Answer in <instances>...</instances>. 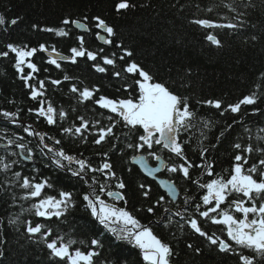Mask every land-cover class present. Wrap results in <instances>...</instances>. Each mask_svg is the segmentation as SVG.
I'll list each match as a JSON object with an SVG mask.
<instances>
[{
	"label": "snow or ice",
	"instance_id": "1",
	"mask_svg": "<svg viewBox=\"0 0 264 264\" xmlns=\"http://www.w3.org/2000/svg\"><path fill=\"white\" fill-rule=\"evenodd\" d=\"M223 6L233 13L231 19L226 16L220 17L221 20H227L226 23L199 17L190 21L191 24L206 30L203 39L216 48L223 46L222 40L214 31L209 30L226 29L236 34L249 27L247 12L239 10L235 0L231 3H223ZM135 7L132 0H113L111 10L116 15H125ZM244 7L250 8L254 5L249 0ZM207 11L212 12L213 8H208ZM18 20V17L8 19L0 15V29L7 32L10 26L18 23ZM60 25L40 28L33 24L32 27L38 31L53 33L56 37H69L71 29L92 33L94 28L96 40L104 45L114 46L122 52V55L117 56L116 52L106 54L103 47L98 51H92L86 47L85 36L80 34L76 36L78 45L68 49L69 55L63 54L55 45L41 43L38 47H31L27 44L7 43L3 50H0V58H14L12 66L17 77L29 90V99L37 105L29 108L28 112L37 118H42L49 127L57 125L58 121H65L69 114L63 109L58 110L46 98L47 83L59 86L62 81L48 77L37 79L36 74L41 71L33 62L37 53H45L47 59L44 63L58 70H63V64L75 65L82 58L92 62L91 67L97 73H106L109 71L108 66L115 69L117 61L122 62L121 70L112 71V75L125 81L132 80L131 84L125 82L122 86L123 91L128 93L126 98L103 95L98 87L94 85L89 87L84 85L83 81L79 84L72 83L69 87V92L77 97L78 103L89 102L95 106V109L104 110L101 116L108 123L104 124L100 119L89 120L77 114L75 119L79 121L78 124L74 123L68 127L60 124L62 136L84 143L91 139L96 146L103 147L104 144H109L110 148L108 151L96 153L100 157V162L96 165L82 153L79 155L68 153L63 147L62 139L48 136L47 133L38 131L30 124L25 125L20 119L19 112L0 110V118H2L0 122L21 128L26 137L33 138L26 139L20 132L7 135L8 129L0 128L2 133L0 141H4L0 144V151L4 153L0 155V174L5 175V181L0 182V194L9 196L13 205L18 200L30 202V207L23 208L21 205V208L35 218H43L45 221H51L53 218L66 219L69 209L77 206L76 194L63 189L58 195L45 194L54 185L48 178L40 175L38 168L33 167L27 174L17 170L22 169L26 162L35 164L39 157L45 161V167L51 165L83 182L87 189L81 194L85 210L106 233L111 234L114 238L113 242H126L138 248L145 264H171L173 249L170 244L154 234L151 224H141L127 209L128 201L125 193L127 184L117 175L115 166L111 162V155L118 153L121 157H127L126 163L131 166L128 168L129 172L133 167H138L145 177L156 180L158 173L167 171L200 190L197 199L196 196L188 195V190L185 189L182 205L178 204L175 212L164 208V215L156 221L157 224L163 223L167 228L172 224L173 217H179L182 221L179 224L181 231L187 228L220 253L238 257V264H264V146L233 143L232 148L235 153L230 169H225L228 173L227 177L216 173L215 162L209 161L207 157L210 149L216 147V144L209 141L208 135L215 127V121L198 118L197 113L191 108L189 97L173 91L166 83L158 81L135 61L133 51L115 42V29L102 16L89 17L87 14L80 18L67 16L61 19ZM251 26L255 27V25ZM250 39L256 41L258 37L253 34ZM48 70L43 69L45 72ZM73 79L68 74L63 76V81ZM260 81L264 86V72L260 73ZM261 99L262 96L254 91L226 106L219 99H208L198 103L218 110L222 117L228 113L233 116L240 114L245 106L251 107L250 115L257 113L264 115L257 106L258 100ZM238 123L242 122L233 119L232 123L227 124L219 135L215 136V140L219 142L233 125ZM118 128L122 129L119 134ZM192 130L199 132V136L195 139L199 144V156L202 162L197 164H194L187 155V148L193 137L184 138V134ZM244 131L250 132V129L245 127ZM260 131L264 133V128ZM256 139L264 142V135ZM205 141H208L207 147L204 146ZM254 152L261 157L256 162L251 161ZM150 160L155 162V166L150 164ZM194 168L200 169L208 177L207 182L199 178L193 179L191 170ZM158 183L165 189V194L160 195L147 207L149 214H155L156 207L165 202L176 204L180 195L174 180H159ZM16 189L20 190L19 194ZM138 189L145 199H151L150 184L140 183ZM121 202L123 206H119ZM5 203H9V200ZM193 207L194 211H189ZM7 222L9 225L21 223L20 214L9 217ZM204 222L223 226L225 235H217L214 231L210 233L203 226ZM23 223L28 238L44 244L52 264H97L96 258L101 255L97 249L103 247L102 240L98 238H92L90 241L77 240L67 233L52 238L53 230L47 224L36 220H25ZM78 244L87 247L88 250L83 251L81 247H74ZM187 247L191 249L193 245L188 244ZM244 250L250 254H245ZM200 251V248H195L197 254Z\"/></svg>",
	"mask_w": 264,
	"mask_h": 264
},
{
	"label": "trees",
	"instance_id": "2",
	"mask_svg": "<svg viewBox=\"0 0 264 264\" xmlns=\"http://www.w3.org/2000/svg\"><path fill=\"white\" fill-rule=\"evenodd\" d=\"M233 0H223V3H231ZM249 0H235L239 10L247 12L249 27L239 33L233 34L226 29L209 30L214 31L222 40L223 46L216 48L210 46L204 39V29L193 25L190 21L194 18H211L217 22L226 23L227 20H221V16L229 19L233 13L229 12L222 3V0H132L136 5L134 9L125 15H116L111 10L113 0H0V15L6 18H19L18 23L10 26L7 32L0 29V50H3L7 43L27 44L31 47H38L39 44L55 45L56 48L65 55H69L68 49L78 45L76 36L80 33L76 29H71L69 37H56L53 33H47L33 29L32 25L44 27H58L62 18L71 16L80 18L87 14L89 17L100 15L114 27L116 43L123 44L134 53L133 59L149 71L158 81L166 83L173 91L179 92L190 99L191 108L198 115V118L215 121V127L208 134L209 141L216 144L214 149H210L207 154L209 161L215 162L216 173H221L227 177L225 169H230L235 150L232 144L242 142L245 145L252 144L262 147L264 142L256 137L264 135L260 131L264 128V115L257 113L250 115L252 109L245 106L240 114L233 116L228 113L220 116L219 111L198 103L208 99H219L226 106L228 103H235L243 95L256 92L262 96L258 100L257 106L264 112V86L261 85L260 73L264 72V0H250L254 7L245 8L244 5ZM208 8H213L208 12ZM251 25H255L252 27ZM92 25H90L91 27ZM96 29L92 33L83 34L86 40V47L92 51H98L103 47L106 54L116 52L117 56L122 52L114 46L103 45L95 39ZM256 35L258 39L252 41L251 35ZM45 57L41 53L33 58V62L40 67L41 71L36 74L37 79H60L62 84L59 86L47 83V96L53 105L59 110L63 109L69 115L65 121H58L55 126L49 127L42 118H37L34 114L28 112L29 108L36 107V102L29 99V90L24 87L23 81L18 79L12 66L13 59L0 58V110L10 112H19L20 119L27 124H32L41 129L55 139L63 140V147L71 154H83L96 165L100 162L98 152L108 151L109 144L103 147L96 146L91 142L87 143L79 140L62 136L60 124L68 127L74 123H79L75 119L79 114L86 119H100L104 124L108 121L101 116L104 112L101 109H95V106L89 102L78 103L77 97L69 92L72 83L79 84L83 81L84 85L89 87L96 86L101 90V94L112 98H126L128 93L123 91L122 86L125 82L131 84L132 80L118 79L112 75V71L121 70L123 64L119 60L115 69L109 67L106 73H97L91 67L92 62L82 58L75 65L63 64V70H58L54 66L44 63ZM102 63V61H101ZM49 69L47 72L43 69ZM65 74L74 79L63 81ZM36 83V81H32ZM75 110V111H74ZM106 115V113H105ZM233 119L241 121L233 125V128L217 142L215 136L219 135L227 124L232 123ZM2 121V118H0ZM8 129L7 135L13 132H20L22 129L13 125H6L0 122V128ZM250 129L245 132L244 128ZM117 129V132L121 131ZM2 134V133H0ZM190 140L187 155L194 163H201L199 156V144L195 137L199 132L192 130L184 134V138ZM26 139H32L26 137ZM4 141H0L3 144ZM208 146V141L204 142ZM4 154L0 151V155ZM259 154L253 153L251 161L256 162ZM127 157H121L118 153L111 155V162L115 166L118 176H121L127 188L125 190L127 198V209L141 222L146 225L151 220L154 234L164 242L170 244L173 249L171 264H238V257L220 253L212 246L208 245L203 239L191 233L185 228L180 230V219H173L172 224L167 228L164 224H157L156 221L162 218L164 208L171 210L177 209V205H182L187 194L196 196L198 199L199 189L182 178H177L174 174L164 171L163 177L167 180H174L180 190L178 202L171 204L165 202L156 207L155 214H149L147 207L153 204L160 195L158 187L154 182L142 176L136 167L131 172V167L126 163ZM151 162V160L149 161ZM45 161L37 157V162L32 164L26 162L22 170L25 174L30 173L32 168H38L40 175L46 177L54 185L48 189L45 194L58 195L60 190L73 191L77 206L70 208L66 219L45 221L43 218H35L23 208L30 207V202L17 201L15 205L11 204L10 197L0 194V264H52L49 260L48 250L43 243H36L30 240L24 231L25 220H36L47 224L53 230V237L56 235L70 234L77 240L90 241L92 238H98L103 241V247L97 249L101 255L96 258L97 264H145L138 249L126 242H113L114 238L99 227L85 210L81 199L82 192L86 191L83 182L74 178L63 171L57 170L51 165L45 167ZM193 179L199 178L207 182L208 177L200 169H192ZM5 181V175L0 174V182ZM115 182H113L114 184ZM147 183L151 185V199H145L138 184ZM20 193L19 189H16ZM9 200V203H5ZM111 202V201H109ZM119 206H123V202ZM189 211H194V207ZM20 214L21 223L9 225L8 218ZM207 231L216 232L217 235L224 236L223 226L212 225L210 222H204ZM101 233H104L103 235ZM192 244L193 248L187 245ZM81 247L83 251L88 248ZM200 248V253L195 252V248ZM245 254L248 253L244 250Z\"/></svg>",
	"mask_w": 264,
	"mask_h": 264
},
{
	"label": "water",
	"instance_id": "3",
	"mask_svg": "<svg viewBox=\"0 0 264 264\" xmlns=\"http://www.w3.org/2000/svg\"><path fill=\"white\" fill-rule=\"evenodd\" d=\"M158 181H159V180H156L157 184L160 186V184L158 183ZM160 188L162 189V191L165 192V189H163L161 186H160Z\"/></svg>",
	"mask_w": 264,
	"mask_h": 264
}]
</instances>
